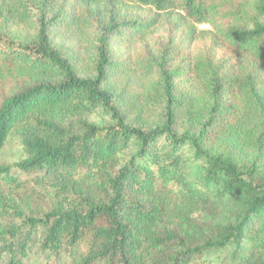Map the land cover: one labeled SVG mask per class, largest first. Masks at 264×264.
Wrapping results in <instances>:
<instances>
[{
    "label": "trees",
    "instance_id": "1",
    "mask_svg": "<svg viewBox=\"0 0 264 264\" xmlns=\"http://www.w3.org/2000/svg\"><path fill=\"white\" fill-rule=\"evenodd\" d=\"M254 9L252 19L214 0H0V82L23 83L0 102V153L16 135L26 155L0 165V186H20L15 169L74 188L41 217L12 210L0 262L35 249L50 263L90 241L80 264H146L145 253L162 255L152 264H264V0ZM168 21L186 28L177 44L128 58ZM188 23L208 25L235 63L214 52L178 62ZM208 215L212 225L194 222ZM214 250L234 261L205 257Z\"/></svg>",
    "mask_w": 264,
    "mask_h": 264
},
{
    "label": "rangeland",
    "instance_id": "2",
    "mask_svg": "<svg viewBox=\"0 0 264 264\" xmlns=\"http://www.w3.org/2000/svg\"><path fill=\"white\" fill-rule=\"evenodd\" d=\"M219 6L221 12L243 11L248 17L257 18L255 5L262 0H214ZM242 12V13H243ZM188 28H193L192 36L190 40L181 43L179 45L180 51L175 56L178 59L186 60V62H192V60L199 54L208 52L210 55L215 54L216 59H222L224 65L230 66L235 63V58L231 53V50L227 47L221 48V46H214V35L212 29L205 24L188 23ZM186 33V28H179L178 24H173L172 21L165 22L154 29L151 34L141 40L133 49L128 52V58L136 60L139 57H146L147 55L157 56L160 49L174 45L178 43L180 37ZM175 59V58H174ZM177 62V61H175ZM23 83L21 81H4L0 82V102L7 96L18 92ZM24 149L16 135H13L5 145L4 149L0 153V165H13L25 158ZM264 164V161H260L259 164ZM264 168V166H262ZM13 175L18 179L20 186L16 189L10 190L4 186H0V227L7 228L18 223L12 210L22 211L27 216L41 217L43 214L49 212L54 208L59 197L65 195H71L70 191L74 188L69 184L63 183L51 174H47L44 171H32L23 173L18 170H13ZM92 193H99V190L92 186ZM82 189H86L82 187ZM10 207V210H7ZM213 215L207 217L194 219V222L200 223L205 221L206 225H212ZM173 230L179 229L180 224L177 226L172 224ZM205 232V230H202ZM93 247L92 242L85 241L82 244V249L76 253L75 256H67L66 248L63 249L62 254L48 261L46 253H39L37 250H33L27 260L23 264H80L81 260L85 258ZM229 249V248H228ZM207 258H214L216 256L224 257L225 261H234L232 253L230 251L223 252L222 250L208 251L205 254ZM163 259L162 255L158 253L144 254V262L146 264H152V262H159ZM3 264V262H0Z\"/></svg>",
    "mask_w": 264,
    "mask_h": 264
}]
</instances>
